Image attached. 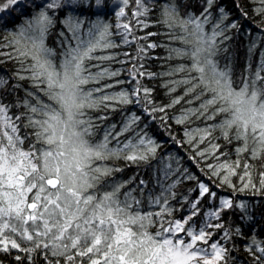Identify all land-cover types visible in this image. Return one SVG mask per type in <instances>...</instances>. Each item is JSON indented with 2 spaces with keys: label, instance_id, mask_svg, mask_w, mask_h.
I'll list each match as a JSON object with an SVG mask.
<instances>
[{
  "label": "snow or ice",
  "instance_id": "obj_1",
  "mask_svg": "<svg viewBox=\"0 0 264 264\" xmlns=\"http://www.w3.org/2000/svg\"><path fill=\"white\" fill-rule=\"evenodd\" d=\"M157 5L166 7L168 0H0V26L5 29L0 57L18 65L12 77H0V254L12 264H264V209L260 219L255 215L264 204V139L260 147L249 148L246 131L243 137L227 131L236 117L229 119L224 114L217 91L196 90L204 74L211 72L222 97L228 77L216 57L227 50L223 46L239 30V22L218 0H199L197 9H186L185 16L194 23L201 45L192 50V67L201 75L192 84L169 81L184 84V94L169 105H156L154 90L141 80L158 75L146 71L144 64L146 59L159 58L152 52L164 45L152 40L162 33L149 30L159 25L158 19H151L154 14L157 17ZM234 7L240 17L254 20L258 34L264 37V0H248L247 4L234 0ZM85 15L89 16L86 31ZM109 15H114L115 23L107 20ZM57 16L67 29L59 33L63 38L59 60L46 43ZM132 44H136V55L125 51V59L119 60L122 65L134 61L128 70L130 79L115 83L135 85L131 92L108 93L106 89L113 84L101 85L100 81L118 77L125 69L112 70L96 63L91 65L96 69L93 72L86 61H114L117 54L109 50ZM58 67L64 70L65 80L74 74L80 84L100 85L85 88V92L88 97L99 94L105 108L111 106L108 102L135 103L144 114L128 115L119 131L112 125L97 144L102 151L96 155L123 159L130 165L148 164L161 146L149 130V122L158 120L178 146H189L191 159L204 161L201 171L206 169L208 182L194 175L181 157L166 154L169 163L156 174L159 192L147 193L148 210L143 211L147 181L140 179L136 187L127 188L128 181L106 179L123 171L119 167L97 164L89 168L79 153L70 162L63 144L53 147L55 137L48 131L53 126L41 119L42 104L47 103L42 81L47 78L48 87L59 82ZM262 72L264 59L256 70L259 80H264ZM24 80L30 84L21 96L20 81ZM185 97H190L188 104L197 106L169 117L168 109ZM193 118L213 123L203 128L182 127L181 138L172 134L170 119L184 126ZM105 119L97 115L89 124L95 127L93 120ZM218 129H222L220 137H213ZM220 139L227 144L236 141L235 159L221 150ZM113 140L116 143L110 147ZM211 182L230 189V195L221 196ZM184 184L194 187L178 192ZM242 194L258 196L261 201L246 200ZM177 212L183 214L177 216ZM237 212L247 231L234 220L230 222V214ZM241 252L247 254L244 261L233 255Z\"/></svg>",
  "mask_w": 264,
  "mask_h": 264
},
{
  "label": "trees",
  "instance_id": "obj_2",
  "mask_svg": "<svg viewBox=\"0 0 264 264\" xmlns=\"http://www.w3.org/2000/svg\"><path fill=\"white\" fill-rule=\"evenodd\" d=\"M218 3L229 10L232 13V17L238 20L240 28L237 31H234L231 35L232 38L226 42V51L219 53L216 57L219 63V68L227 73V84L228 87L223 89L222 97L219 95V89L215 83V77L211 72L204 74V80L200 85H197L196 90L200 91L201 87L205 88V91L212 92L217 91L218 99L217 103L221 105L224 114L232 119L233 116L236 117L232 128L227 129L234 136L240 135L244 136L246 131L247 133V144L249 148L260 147V140L264 139L261 136V130L257 129L252 124H244L240 120L239 113V104L238 98L241 94L245 93L246 96L250 97V100H255L256 103L264 110V80H259L256 76V70L261 67V61L264 59V37H261L258 33L260 32L259 27L256 22L252 19H244L239 16L238 11L234 7V0H218ZM235 3H248V0H235ZM199 6V0H168V5L161 6L157 5L158 14L157 17L154 14L151 19L155 21L159 20L158 27L150 28V31H159L162 34L160 36L152 37V40L157 42H164L162 47L155 49L152 52V55L159 57L157 59H146L144 61L145 70L153 73H157V77L154 79H142L141 83L144 86H147L153 89L152 98L155 101L156 105H169L173 99L176 97L182 96L185 91L184 84L172 85L169 84V81H188L189 84L195 82V80L201 75L197 72L193 64L192 50L195 48L201 47L198 43L195 32H194V23L188 22L189 18L185 16V11L188 8L197 9ZM176 9L175 11H171ZM62 15V14H61ZM86 21L85 31L87 29V21L89 19L88 15L82 17ZM94 19V17L92 18ZM107 20L115 23L114 15H109ZM22 22V18H21ZM61 31L67 33V29L61 22V16L56 17V23L54 27L51 28L50 34L47 37V46L51 49H54L56 52V59H62L63 49L60 44V40L63 39L59 36ZM5 29L0 26V40H3ZM163 33H169L170 35H164ZM143 35V33H138ZM70 35V34H69ZM118 41L119 37H115ZM75 40L72 41V44L75 45ZM67 47V45H65ZM112 53L117 54L116 60L106 61V62H97V61H86V63L91 68L92 64L102 63L105 66H110L112 70L116 69H125L118 77L111 79H103L100 81V84H113L112 88L106 89L108 93L115 94L121 90H127L131 92L132 88L135 85L133 83H124L116 84V80H129L128 68L131 67L130 61L128 64L122 65L119 63V60L125 59L122 55L123 52L127 51L131 54L132 57L136 55V44H132L127 47H119L116 49L109 50ZM98 54V53H97ZM203 59V54L201 55ZM0 77L9 78L13 76L14 69L18 67L14 62L8 61L6 57H0ZM93 72L96 71L95 68H91ZM59 72V82H54L51 87H48L47 78H45L42 83L45 84V89L43 91V96L47 101L46 104H42L44 112L41 113V119L48 121L52 126L54 125L57 118H64L67 110V105L63 101V97L66 94V80L64 79V70L62 68H57ZM264 75V72L261 73ZM54 81L56 77L53 78ZM74 83L75 95L78 101V107L75 109V120L77 121V130L79 131L81 138L91 152L90 158L87 163L89 168L96 166L97 164H106L109 167L115 166L123 169V171L114 172L112 175L107 177V181H128L127 188L136 187L140 179H144L148 182L147 188L145 189V202L143 205V211L148 210L147 204V193L149 191H154L155 193L159 192V187L156 185V174L157 169H163L164 166L169 163L168 156L166 154H171L172 157L179 156L182 158L181 162L196 176L200 177L201 180L208 182L205 171H201L204 168V161L200 160L199 157L196 159H191L193 153L190 151L189 146L185 144L183 147L178 146L169 137V133L163 130V126L160 125V122L157 120L156 124H150V134H153L155 138L160 143V148L155 159L151 160L148 164L140 163L128 164L123 159H114L108 155H96L97 152L102 151L97 149V144L102 142L105 131L111 130V126L115 125L114 131H119L123 126L125 118L131 113H136L137 115L143 116V112L139 106L135 103L124 105L115 102L110 103V107L105 108L103 106V101L97 98V95L93 93L92 97H88L85 88H95L100 85L89 83L88 85L80 84L75 75L71 77ZM210 82V83H209ZM23 85V88L20 90L19 94L24 95V89L29 87L30 82L28 80L20 81ZM61 83L63 87H61ZM165 85H168L167 87ZM175 86L176 91L170 92L169 89ZM231 89V92H229ZM78 97L80 100H78ZM190 97H185L179 104L174 105L168 109L167 115L169 117H176L182 115L185 109L196 107V104H188L187 101ZM198 103V102H197ZM114 109V110H113ZM97 115H105L107 119L105 120H93L92 124H95V127H92L89 124V120ZM55 117V119H50V117ZM146 118L141 121V124L145 122ZM213 121H204L198 119H191L186 122L184 126H178L170 119L169 124L171 126V132L173 135L178 138L182 137V127L188 128H203L205 124H212ZM49 133L53 135V128L48 129ZM220 131L218 129L213 132V137H220ZM130 135V134H129ZM121 140H124L125 137L121 136ZM213 142H216L215 140ZM115 140L110 144V147L115 145ZM221 144V150L223 152L229 153L231 159H235V147L236 141L233 140L231 144H227L223 139L219 140ZM59 145L57 140L54 141L53 147ZM27 142L25 147H27ZM205 145H201L203 148ZM197 160H200V163H197ZM212 163L213 161H208ZM234 180L236 178H233ZM213 184V190L217 191L221 196L227 197L230 195L231 190L225 187H220ZM238 183V180H237ZM189 187H194V184H184L181 185L177 191L186 192ZM137 194H139L137 192ZM242 198L255 201L259 203L261 198L258 196L243 195ZM264 209V204L261 205V208H257L255 215L257 219H260V212ZM183 213L177 212L176 215H182ZM239 213L230 214V222L235 221L236 224H241L244 227V230L247 231L248 228L246 224H242L239 219ZM199 217L197 220L199 221ZM154 231V229H150ZM215 239V237H214ZM239 246V242H238ZM234 256H237L240 261L246 259V253H233ZM0 260H3V264H12L10 258L5 259L2 254H0Z\"/></svg>",
  "mask_w": 264,
  "mask_h": 264
},
{
  "label": "rangeland",
  "instance_id": "obj_3",
  "mask_svg": "<svg viewBox=\"0 0 264 264\" xmlns=\"http://www.w3.org/2000/svg\"><path fill=\"white\" fill-rule=\"evenodd\" d=\"M41 0H37V3ZM114 7V3L110 5ZM15 15V14H14ZM74 74H70L72 77ZM73 79L66 80V94L64 95V103L67 105V110L64 118H57L53 125V135L55 140L63 144V148L67 153L66 158L71 162L72 158L78 153L85 158L86 164L89 161L91 150L84 144L79 131L77 130V121L75 120V109L78 107V101L75 95ZM78 100L80 98L78 97ZM239 117L244 124H252L257 129L264 132V110L255 100H250V97L245 93L238 98ZM77 151H73V150ZM92 153V152H91Z\"/></svg>",
  "mask_w": 264,
  "mask_h": 264
}]
</instances>
